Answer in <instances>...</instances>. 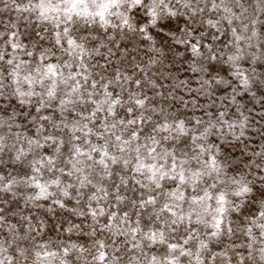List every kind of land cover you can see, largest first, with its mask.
<instances>
[{
	"label": "snow or ice",
	"instance_id": "snow-or-ice-1",
	"mask_svg": "<svg viewBox=\"0 0 264 264\" xmlns=\"http://www.w3.org/2000/svg\"><path fill=\"white\" fill-rule=\"evenodd\" d=\"M7 11L0 264H264V144L251 157L241 146L256 104L264 141V0H3ZM166 60L231 103L201 116L193 97L189 115L176 92L190 84Z\"/></svg>",
	"mask_w": 264,
	"mask_h": 264
},
{
	"label": "rangeland",
	"instance_id": "rangeland-1",
	"mask_svg": "<svg viewBox=\"0 0 264 264\" xmlns=\"http://www.w3.org/2000/svg\"><path fill=\"white\" fill-rule=\"evenodd\" d=\"M3 10V0H0V14H2L3 17H15V13L12 11L2 12ZM142 55V54H141ZM190 54H186L187 56ZM227 68V66H225ZM187 69V70H186ZM163 72L164 74H171L173 76H176L179 80H187L190 84V87L192 89L191 92H189L186 89H177L176 94L178 96H182L185 101L189 103V108L187 109L188 114L191 115L193 112L192 108V98L195 97L199 102V107L195 108V114L196 115H203L205 112H215L217 108L220 107L221 102L224 103H231L230 100L227 99L228 92L230 91L227 88H222L220 91L216 92L215 96L212 97H205L202 95H199L197 88L199 84V77L198 74L193 73L189 68V63L185 62L183 64H180L177 62L175 66H173L169 61H164L163 65ZM225 76L226 79H231L230 73H221ZM163 83L167 86L169 84L174 83V81L169 77V79H166L163 81ZM210 101H214V103H211V107H209ZM175 104L177 107H181L179 99L175 101ZM249 108H253L252 104L248 105ZM183 110V109H182ZM234 109L228 110L229 117L232 116ZM260 114H261V108L259 104H256L254 106V111L250 113V118L254 119L255 123L252 125V127L249 129V135L242 139L241 146L243 144H247L248 148L245 152V156L251 157L253 151H259L261 144H264V141L261 140V137L257 134V129L260 124ZM234 156H239L240 152H234ZM248 161L246 160L245 163ZM21 207H23V204H21ZM52 221H49V224L51 225ZM46 235L49 238L55 239L56 233L47 231Z\"/></svg>",
	"mask_w": 264,
	"mask_h": 264
}]
</instances>
